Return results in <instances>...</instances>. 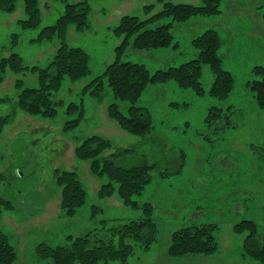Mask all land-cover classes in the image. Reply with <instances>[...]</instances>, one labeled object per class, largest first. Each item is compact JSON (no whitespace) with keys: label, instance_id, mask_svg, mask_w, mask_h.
Wrapping results in <instances>:
<instances>
[{"label":"rangeland","instance_id":"rangeland-1","mask_svg":"<svg viewBox=\"0 0 264 264\" xmlns=\"http://www.w3.org/2000/svg\"><path fill=\"white\" fill-rule=\"evenodd\" d=\"M81 1L89 5V26L80 32L70 26L66 38L71 47L88 54L90 75L76 82L63 80L60 90L53 94V101L59 104L55 117L26 115L16 107L14 82L20 78L25 87H36L30 72H9L0 85V99H9L0 104V116L12 118L0 133V174L5 176L0 182V196L12 205L11 210L3 212L0 231L17 254L13 264H53L36 255L40 244L64 245L69 236L82 237L90 231L104 234L142 217L140 209L125 207L117 193L98 198L107 177L92 175L89 162L78 161L74 155L75 148L92 135L110 141L112 149L105 154L131 150L118 155L122 167L144 161L155 166L150 183L133 200L139 205L152 204L158 239L149 251L135 247L129 262L258 264L242 258V236L233 234L232 227L242 219H250L264 235V110L256 106L248 87V82L255 79L252 68L264 67V22L258 9L264 0H220L218 15L195 16L184 24H175L172 46L128 50L123 61L142 64L153 74L193 59L191 40L212 28L221 40L218 53L223 68L233 77L232 90L222 101L223 113L228 114L226 107H232L233 128L223 122H208V107L213 102L208 90L213 77L210 69L203 67L200 82L205 93L201 96L178 88L174 82L149 84L144 89L139 105L148 110L153 126L152 133L144 138L125 132L109 119L108 105L116 103L125 113L128 104L115 100L106 85L97 96L82 90L114 60V48L122 39L112 29L120 18L130 15L144 20L162 9L157 0H39L40 23L33 29L19 25L18 21L27 17L18 1L14 13L0 11V55L16 53L28 68L47 67L58 41H36L40 31L55 24L65 4ZM171 1L202 5V0ZM149 5L153 10L147 14L143 8ZM70 104L82 106V115L80 110L68 113ZM72 121L77 124L70 127ZM58 170L75 171L86 192L85 204L72 216L60 209ZM202 223L218 225L217 252L210 256H170L171 233Z\"/></svg>","mask_w":264,"mask_h":264},{"label":"trees","instance_id":"trees-1","mask_svg":"<svg viewBox=\"0 0 264 264\" xmlns=\"http://www.w3.org/2000/svg\"><path fill=\"white\" fill-rule=\"evenodd\" d=\"M18 1L22 2L27 17L26 20L18 21L19 25L25 29L36 28L41 17L39 0H0V11L14 13ZM219 1L202 0V5L196 6L185 3L174 4L171 0H157L162 4V9L144 20L130 15L121 17L112 29L113 34L122 39L114 48V60L106 66L100 76L85 85L82 92L97 96L106 85L115 100L128 104L125 113L116 103L108 105L109 119L115 121L125 132L144 138L153 131L148 110L139 105L144 89L149 84L174 82L178 88L188 89L201 96L205 93L200 82L202 68L208 67L213 77L208 90V96L213 100L208 107V122L214 124L223 122L227 128H233L230 120L232 107L230 105L226 107L228 114L223 113L222 109V101L228 98L232 90L233 77L223 68L222 58L218 53L221 40L214 29H206L191 40V46L195 50L194 58L177 67L158 69L150 74L142 64L123 61L129 49L141 52L172 46L174 40L172 30L175 24H184L195 16L218 15ZM143 9L150 14L153 6H145ZM258 9L262 11L264 22V4ZM89 10L86 1L65 4L64 12L55 24L42 28L36 41L53 39L58 41V47L47 67L28 68L16 53L8 56L0 55V85L9 72L20 75L27 71L35 76L36 87H25L24 81L20 78L14 82V89L17 92L14 103L24 114L43 119L55 117L56 107L59 104L53 101V94L60 90L63 80L67 78L76 82L90 75L88 54L80 48L71 47L66 38L67 30L72 25L78 32L88 28ZM166 19L170 21L164 23ZM252 74L255 79L248 82V87L253 93L256 106L264 110V67L254 66ZM8 100L0 99V104ZM74 110H80L79 115H82V106L70 104L68 113ZM11 121L10 115L0 116V133ZM69 124L70 127L74 126L77 121ZM111 149L110 141L99 135H92L75 148L74 155L78 161L89 162V171L92 175L107 177L108 182L100 187L98 198L103 199L117 193L125 207L140 209L142 217L138 221L108 229L104 234L90 231L82 237L69 236L64 245L50 247L40 244L36 249V255L40 259L49 260L53 264H108L109 262L142 264L129 262L135 247L149 251L157 241L159 229L154 219L152 204L145 202L139 205L133 200V197L141 194L150 183L151 170L155 166L144 161L129 168L122 167L118 164L120 160L118 155L128 154L131 150L124 149L121 152L105 154ZM161 176L164 177V174ZM4 180L5 176L0 174V182ZM56 184L61 189L60 209L65 215L72 216L85 204L86 192L83 184L73 170H58ZM11 209L9 200L0 196V219L3 212ZM218 229L215 223H202L174 230L168 247L169 255L178 257L189 254L204 256L215 254L218 250L215 236ZM232 233L242 236L243 259L264 264V235L260 234L254 221L242 219L236 222L232 227ZM16 259L14 248L9 244L7 236L0 231V264H13Z\"/></svg>","mask_w":264,"mask_h":264}]
</instances>
